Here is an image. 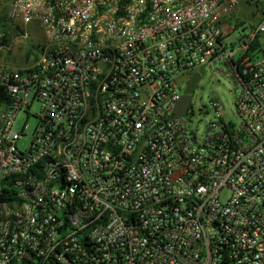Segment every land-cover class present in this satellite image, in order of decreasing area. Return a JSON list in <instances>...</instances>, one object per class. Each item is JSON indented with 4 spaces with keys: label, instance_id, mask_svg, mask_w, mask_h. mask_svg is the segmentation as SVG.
<instances>
[{
    "label": "built area",
    "instance_id": "1",
    "mask_svg": "<svg viewBox=\"0 0 264 264\" xmlns=\"http://www.w3.org/2000/svg\"><path fill=\"white\" fill-rule=\"evenodd\" d=\"M7 1L21 35L35 24L45 41L25 66L0 63L10 95L0 101V264H264L255 1ZM243 7L257 21L230 45ZM222 62L242 87L241 122L214 101L200 137L191 106L176 109L195 75ZM35 102L24 149L15 122Z\"/></svg>",
    "mask_w": 264,
    "mask_h": 264
},
{
    "label": "rangeland",
    "instance_id": "2",
    "mask_svg": "<svg viewBox=\"0 0 264 264\" xmlns=\"http://www.w3.org/2000/svg\"><path fill=\"white\" fill-rule=\"evenodd\" d=\"M7 0H0V12L6 13L9 4ZM238 19L245 21L244 24L236 28L229 36L230 45L238 43L241 33L257 21L253 18L252 9L243 7L237 12ZM12 25V24H11ZM13 26V25H12ZM14 27V26H13ZM14 32V31H13ZM28 38L23 37L20 33L13 36L12 51L8 55L0 54V63H9L15 67L25 66L30 60L26 59L27 51L31 48L33 56L36 57L40 44L45 41L43 31L35 24L28 27ZM238 47V44L236 45ZM202 78L189 93L191 96L190 106L193 110L191 115V126L198 131L201 137L215 122L218 114L214 107V101H219L223 107V115L228 118L229 122L240 124L241 120L237 113L236 102L242 92L240 84L232 79L229 68L222 62L216 67H207L201 70ZM9 98V94L6 93ZM40 104L35 102L30 108V115L22 112L18 115L15 122V129L18 132H24L25 136L20 142L22 148H27L31 142L32 134L39 123Z\"/></svg>",
    "mask_w": 264,
    "mask_h": 264
},
{
    "label": "trees",
    "instance_id": "3",
    "mask_svg": "<svg viewBox=\"0 0 264 264\" xmlns=\"http://www.w3.org/2000/svg\"><path fill=\"white\" fill-rule=\"evenodd\" d=\"M252 0H248V2L251 3ZM255 1V6L257 8V11L260 12L261 14V18L260 20H262L264 18V0H254ZM255 14V13H254ZM237 22L235 23V27L238 28L240 26H242L244 24V22L240 21V20H236ZM13 25V24H12ZM6 13H2L0 12V31H3L6 33L7 38L5 39V43L11 41L13 39V36H15L18 33H23V30L20 29L19 27L16 26H12ZM14 31V32H13ZM258 43V41H256V44ZM33 55V51L30 48L27 51V55H26V59L29 60L31 58V56ZM1 96V95H0ZM2 99H0L1 103H5V104H9L10 101L8 98L4 97L3 95L1 96Z\"/></svg>",
    "mask_w": 264,
    "mask_h": 264
},
{
    "label": "water",
    "instance_id": "4",
    "mask_svg": "<svg viewBox=\"0 0 264 264\" xmlns=\"http://www.w3.org/2000/svg\"><path fill=\"white\" fill-rule=\"evenodd\" d=\"M201 78H202L201 75L199 73H197L195 75V77L189 82V84L186 88V91L188 92V94L183 96L182 100L180 101L179 105L177 106L176 113L178 115H181L188 110V108L190 106V101H191V96L189 93L191 92V90L195 86V84L200 81ZM233 78L234 77H232V79Z\"/></svg>",
    "mask_w": 264,
    "mask_h": 264
},
{
    "label": "flooded vegetation",
    "instance_id": "5",
    "mask_svg": "<svg viewBox=\"0 0 264 264\" xmlns=\"http://www.w3.org/2000/svg\"><path fill=\"white\" fill-rule=\"evenodd\" d=\"M258 17L260 18L259 14H258ZM200 75H201V74H200ZM197 83H198V82H197ZM197 83L195 84V86L197 85ZM195 86H194V87H195ZM194 87H193V88H194ZM193 88H192V89H193Z\"/></svg>",
    "mask_w": 264,
    "mask_h": 264
}]
</instances>
